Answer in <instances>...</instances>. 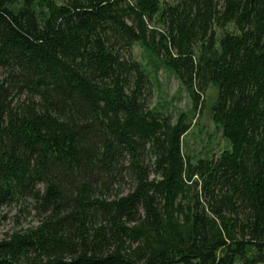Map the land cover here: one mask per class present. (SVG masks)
Wrapping results in <instances>:
<instances>
[{
    "label": "trees",
    "instance_id": "16d2710c",
    "mask_svg": "<svg viewBox=\"0 0 264 264\" xmlns=\"http://www.w3.org/2000/svg\"><path fill=\"white\" fill-rule=\"evenodd\" d=\"M137 44L193 115L150 107ZM211 85L230 148L196 158ZM3 206L35 224L0 264L264 263V0H0Z\"/></svg>",
    "mask_w": 264,
    "mask_h": 264
},
{
    "label": "rangeland",
    "instance_id": "374dc122",
    "mask_svg": "<svg viewBox=\"0 0 264 264\" xmlns=\"http://www.w3.org/2000/svg\"><path fill=\"white\" fill-rule=\"evenodd\" d=\"M172 1L164 0L166 4ZM216 1L221 7L223 0ZM129 22L131 23V20ZM153 26L155 23H151V27ZM134 55L146 66L150 79L154 83V94L150 101V107L171 114L174 122L177 121L181 113L193 115V101L189 92L177 75L165 65L163 56L160 55L153 62L154 59L150 57L149 51L139 44L134 47ZM157 68L158 70H156ZM218 95L219 90L213 85L201 91L200 106L192 117L194 125L185 136L184 150L196 158L206 156L217 158L223 150L230 148L228 140L212 119L211 107ZM17 213L18 209L14 207H0V238L6 237L14 229L35 224L31 214L18 216Z\"/></svg>",
    "mask_w": 264,
    "mask_h": 264
}]
</instances>
